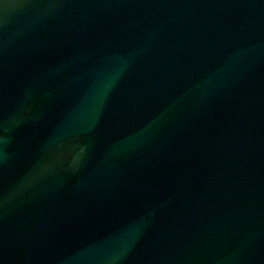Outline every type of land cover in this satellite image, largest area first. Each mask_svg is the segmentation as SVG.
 Returning a JSON list of instances; mask_svg holds the SVG:
<instances>
[{
  "label": "water",
  "instance_id": "95a60500",
  "mask_svg": "<svg viewBox=\"0 0 264 264\" xmlns=\"http://www.w3.org/2000/svg\"><path fill=\"white\" fill-rule=\"evenodd\" d=\"M0 264H264V0H0Z\"/></svg>",
  "mask_w": 264,
  "mask_h": 264
}]
</instances>
